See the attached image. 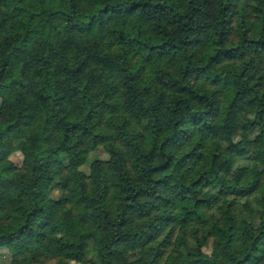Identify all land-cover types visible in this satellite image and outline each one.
I'll return each instance as SVG.
<instances>
[{
    "label": "trees",
    "instance_id": "obj_1",
    "mask_svg": "<svg viewBox=\"0 0 264 264\" xmlns=\"http://www.w3.org/2000/svg\"><path fill=\"white\" fill-rule=\"evenodd\" d=\"M0 264H264V0H0Z\"/></svg>",
    "mask_w": 264,
    "mask_h": 264
},
{
    "label": "rangeland",
    "instance_id": "obj_2",
    "mask_svg": "<svg viewBox=\"0 0 264 264\" xmlns=\"http://www.w3.org/2000/svg\"><path fill=\"white\" fill-rule=\"evenodd\" d=\"M195 81H197L195 79ZM57 137V132H48L47 136H46V139L47 141H54ZM259 146H261V144H259ZM13 158L16 160V161H20V157H18L17 155H14ZM68 206H70L71 208H73L74 210H77L79 208V204L76 203V202H69V203H66ZM138 214L134 213L131 217V222H137L138 220Z\"/></svg>",
    "mask_w": 264,
    "mask_h": 264
}]
</instances>
